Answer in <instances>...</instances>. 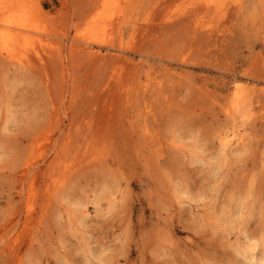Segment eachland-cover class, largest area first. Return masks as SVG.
<instances>
[{
    "label": "rangeland",
    "instance_id": "rangeland-1",
    "mask_svg": "<svg viewBox=\"0 0 264 264\" xmlns=\"http://www.w3.org/2000/svg\"><path fill=\"white\" fill-rule=\"evenodd\" d=\"M19 2L0 264H259L264 0Z\"/></svg>",
    "mask_w": 264,
    "mask_h": 264
},
{
    "label": "bare ground",
    "instance_id": "bare-ground-1",
    "mask_svg": "<svg viewBox=\"0 0 264 264\" xmlns=\"http://www.w3.org/2000/svg\"><path fill=\"white\" fill-rule=\"evenodd\" d=\"M97 1L99 4L101 0H95ZM19 0H0V35L2 36V34H4L1 38H0V42L2 41V44L0 43V54H2L3 56H5L6 58H9L10 61L12 62H15L17 63L16 66H18L19 68L23 69L24 71L25 70H35V63L34 61H32L31 59V56L28 57L27 53L25 51H23V49L21 48L22 46H19L17 45V36L20 35V28L22 26V22H20L16 15L15 14H8L7 12L10 11V10H14L16 9L18 6H21L19 5L20 2ZM208 7H210L208 5ZM194 8V7H192ZM205 9V8H204ZM203 9V10H204ZM210 9V8H209ZM208 9V10H209ZM17 10V9H16ZM210 11V10H209ZM213 11V10H212ZM14 13V12H13ZM117 13V12H116ZM17 14V13H16ZM112 16V15H111ZM213 18V17H212ZM22 19V18H21ZM25 20V19H24ZM31 26V25H30ZM117 26V25H116ZM8 28H11V29H8ZM12 28H15V29H18L19 31V35H17V30H12ZM29 28V27H28ZM16 31V32H15ZM23 32V30H22ZM23 36V35H22ZM13 39L15 40V42H13L12 44L7 43L8 40L11 41L10 39ZM25 37V36H24ZM18 39H21V38H18ZM24 39V38H23ZM101 39V38H100ZM194 39V38H193ZM7 41V42H6ZM95 42V41H94ZM21 43V41H20ZM91 43V42H90ZM22 44V43H21ZM98 44V43H97ZM25 45V44H24ZM27 48V47H26ZM30 48V47H29ZM29 48H28V51H29ZM27 51V52H28ZM86 51V50H85ZM37 55L39 52H36L34 51ZM5 54V55H4ZM91 55V54H90ZM38 60L39 59H42V58H37ZM40 61V60H39ZM12 62H11V65H12ZM7 63V62H6ZM14 63V65H15ZM13 66V65H12ZM20 69V70H21ZM109 70V69H108ZM36 71V70H35ZM32 73V72H30ZM43 129V128H42ZM48 130V129H47ZM34 131V129H33ZM167 146V145H166ZM153 147V146H152ZM1 158V157H0ZM28 162V161H27ZM26 163V162H25ZM33 163V162H32ZM28 164V163H27ZM28 168V166H27ZM26 168V169H27ZM30 168V167H29ZM25 169V170H26ZM29 170V169H28ZM19 180V179H18ZM262 189V188H261ZM26 203V202H25ZM32 207V206H31ZM22 210V209H21ZM31 211V210H30ZM245 247V246H243ZM242 247V248H243ZM263 247V245H262ZM246 248L250 249V250H253L255 248V243H250L246 246ZM262 252V250H261ZM242 255V254H241ZM104 257V256H103ZM106 263V262H105ZM259 264H264V248H263V256H262V259L260 261Z\"/></svg>",
    "mask_w": 264,
    "mask_h": 264
}]
</instances>
